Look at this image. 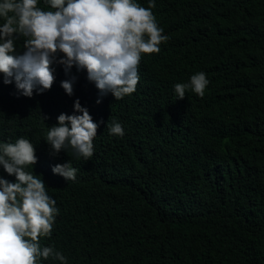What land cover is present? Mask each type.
<instances>
[{
    "label": "trees",
    "instance_id": "trees-1",
    "mask_svg": "<svg viewBox=\"0 0 264 264\" xmlns=\"http://www.w3.org/2000/svg\"><path fill=\"white\" fill-rule=\"evenodd\" d=\"M154 2L169 39L142 54L136 91L123 99L101 97L75 66L66 75L54 64L51 89L31 98L0 75V143L34 145L37 163L26 170L58 209L40 245L67 264H264V0ZM198 72L209 81L204 96L178 99L174 85ZM72 77L69 96L61 81ZM77 99L99 125L87 160L70 147L53 155L46 143ZM113 122L123 136L109 133ZM68 162L75 181L52 172ZM0 177L15 181L2 166Z\"/></svg>",
    "mask_w": 264,
    "mask_h": 264
},
{
    "label": "clouds",
    "instance_id": "clouds-1",
    "mask_svg": "<svg viewBox=\"0 0 264 264\" xmlns=\"http://www.w3.org/2000/svg\"><path fill=\"white\" fill-rule=\"evenodd\" d=\"M53 10H43L38 0H0V75L4 84L14 82L18 93L31 98L33 93L50 90L55 82L53 65H62L66 75L73 66L86 71L101 97L109 93L115 100L136 91L142 54L159 53L163 34L152 9L136 0H45ZM23 36V50L16 51V39ZM75 77L61 81L69 96ZM209 81L204 72L191 76L187 83L174 85L178 99L187 90L203 97ZM101 101L98 99L97 103ZM80 113V114H76ZM99 125L79 100L74 113H61L57 124L46 133L51 154L70 147L77 158L94 154L93 140ZM111 135L123 136L119 122L109 126ZM37 163L34 145L23 137L14 143H0V166L15 181L0 177V264H38L39 258H53L67 264L54 247H41L40 239L50 237L58 209L39 176L28 166ZM54 174L75 181L77 169L71 163L57 164Z\"/></svg>",
    "mask_w": 264,
    "mask_h": 264
}]
</instances>
